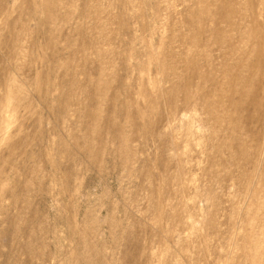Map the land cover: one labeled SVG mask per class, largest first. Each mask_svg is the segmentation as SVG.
Masks as SVG:
<instances>
[{
	"label": "rangeland",
	"instance_id": "obj_1",
	"mask_svg": "<svg viewBox=\"0 0 264 264\" xmlns=\"http://www.w3.org/2000/svg\"><path fill=\"white\" fill-rule=\"evenodd\" d=\"M0 264H264V0H0Z\"/></svg>",
	"mask_w": 264,
	"mask_h": 264
}]
</instances>
